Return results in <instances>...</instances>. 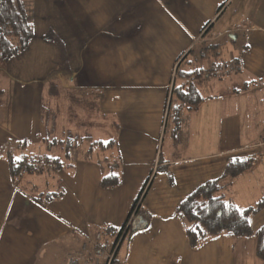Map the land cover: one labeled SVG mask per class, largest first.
<instances>
[{
  "label": "crops",
  "instance_id": "0c3cea01",
  "mask_svg": "<svg viewBox=\"0 0 264 264\" xmlns=\"http://www.w3.org/2000/svg\"><path fill=\"white\" fill-rule=\"evenodd\" d=\"M32 3L31 41L48 19L63 34L65 20L63 48L75 70L48 88L37 72L22 74L19 58L29 52L32 68L55 51L52 45L30 41L12 58L19 75L0 94V264H109L116 231L143 189L141 211L129 224L146 227L120 249V264H262L253 237L220 236L191 248L175 210L219 178L230 159L256 162L234 178L225 199L247 209L264 196V0ZM224 16L227 22L216 25ZM227 34L234 51L221 62L213 43L225 45ZM203 54L213 66L198 72ZM176 62L202 75L195 82L203 100L192 109L168 110ZM109 141L114 144L105 150L97 144ZM43 157L62 167L12 170L11 162ZM107 174L118 176L116 187H101ZM60 191L45 206L34 200ZM249 224L257 231L264 209Z\"/></svg>",
  "mask_w": 264,
  "mask_h": 264
},
{
  "label": "trees",
  "instance_id": "16d2710c",
  "mask_svg": "<svg viewBox=\"0 0 264 264\" xmlns=\"http://www.w3.org/2000/svg\"><path fill=\"white\" fill-rule=\"evenodd\" d=\"M33 35V25L27 17L24 0H0V64L8 62L24 52ZM185 58L186 56L183 59ZM178 74L182 75L186 81L181 76V82L175 83L174 81L172 83L167 101L168 110L171 108L173 110L192 109L203 100L195 82L202 75L195 70L190 72H185L184 69L180 70L179 65L176 69V76ZM60 143L64 144L65 141H60ZM97 144L102 150H105L113 146L114 141L97 142ZM255 162L256 158L253 157L228 160L219 178L203 183L178 204L175 216L180 220L191 248L198 249L206 242L220 236L253 237L256 241V257L264 264V224L255 232L252 231L249 224V218L264 209V196L255 207L239 209L232 202L226 200L224 195L234 178L251 169ZM62 164L58 159L48 157H43L38 162L24 160L16 163L11 162L12 170L20 169L28 174L40 173L45 166H52L53 168L55 166L60 169ZM118 184L119 178L117 175L107 174L101 177L100 185L102 188H113ZM145 186H147V183ZM144 193L143 189L134 202L127 222L116 231L118 245L109 264H120L118 258L120 249L134 234L146 227V223L141 226H131L129 224L130 219L141 211L140 203ZM61 196L62 192L60 191L54 194L34 196V200L45 206L48 202L57 200Z\"/></svg>",
  "mask_w": 264,
  "mask_h": 264
},
{
  "label": "rangeland",
  "instance_id": "374dc122",
  "mask_svg": "<svg viewBox=\"0 0 264 264\" xmlns=\"http://www.w3.org/2000/svg\"><path fill=\"white\" fill-rule=\"evenodd\" d=\"M24 3H25V7H26V12H29V9L32 6H34L32 3V0H24ZM229 11H230V9L228 10V12ZM55 13H57V12H55ZM29 17H30V20H32L31 19V13H30ZM52 20L57 21V19H54L53 17H52ZM224 22H227V19H225V16L216 25H220ZM61 24L64 25L62 28L63 34L58 33L57 30L54 28L53 23L49 22V19H48V21H46V23L44 24V28L42 30L43 33H37V36L35 37V39L33 41H31V43H33V44L44 43V44L52 45L53 49L55 48V51L43 53L41 55V57L35 63L34 67H32V68L30 67L29 59H28V57H30L29 52H25L24 56H22V58H19V59H21L20 61H21L22 68H23L22 74L28 75L29 70H32L33 72H37L40 76L47 79L46 85H48V88H51V85L53 84L54 80H59V79H61L60 77H63L64 79H66L68 77V73L75 70V68H74L75 64H74L73 60H71L69 58V55H71L72 53H68L67 51H65V48H63L64 45L69 43V41L67 40V37H66V33H65V20L61 21ZM216 27L217 26L212 28L210 35L214 36ZM89 39L92 40V37H89V38L86 37V39H84L83 42L86 44H89ZM235 40H236V46L238 48L239 44L241 45L242 37L240 35H238L237 39H235ZM223 42H225L226 44L223 45L222 41H216L213 43V44H217V46H218V49H216L217 50L216 52L219 54L218 59L221 62L222 61L225 62V60H228V57H229L228 54H231L230 51H234L233 44H232L233 41L230 40V34H227L223 37ZM197 53L198 54L201 53L199 51V49H198ZM209 54L213 55L212 53H209ZM206 55H208V54H206ZM213 58L215 59V57H213ZM11 61H12V59H10L6 63L0 64V94L3 92V89L6 85V82L9 80V78L19 75L17 64H14V62H11ZM15 61H18V60H15ZM212 61H214V60L211 57L209 58V56H208V58H206L205 54H203V57L200 58L199 64L196 66L195 69L198 72L199 71L207 72L209 70V68H211L213 66V65L211 66ZM178 63L176 62V67H175L176 69H177ZM33 72H32V74H33ZM216 72H217V74L220 75L221 69L218 70V68H217ZM176 77H177L176 71H174L172 73V83H174ZM48 92H49V89H48ZM211 92H212L211 90L207 89L203 93L205 95H208ZM0 98H1V96H0ZM262 106H264L263 103H262V105H260V107L262 108ZM81 110H83V104H80V109H76L73 113L77 114Z\"/></svg>",
  "mask_w": 264,
  "mask_h": 264
},
{
  "label": "built area",
  "instance_id": "2783aa9c",
  "mask_svg": "<svg viewBox=\"0 0 264 264\" xmlns=\"http://www.w3.org/2000/svg\"><path fill=\"white\" fill-rule=\"evenodd\" d=\"M68 264H75V262L73 260H69Z\"/></svg>",
  "mask_w": 264,
  "mask_h": 264
}]
</instances>
